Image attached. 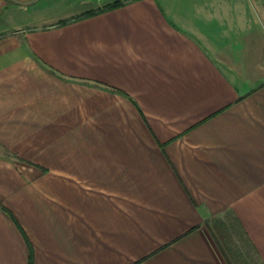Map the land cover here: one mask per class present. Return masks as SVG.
<instances>
[{
	"label": "crops",
	"instance_id": "0c3cea01",
	"mask_svg": "<svg viewBox=\"0 0 264 264\" xmlns=\"http://www.w3.org/2000/svg\"><path fill=\"white\" fill-rule=\"evenodd\" d=\"M79 4L0 24V264H264V0Z\"/></svg>",
	"mask_w": 264,
	"mask_h": 264
},
{
	"label": "rangeland",
	"instance_id": "374dc122",
	"mask_svg": "<svg viewBox=\"0 0 264 264\" xmlns=\"http://www.w3.org/2000/svg\"><path fill=\"white\" fill-rule=\"evenodd\" d=\"M0 1V24L12 25V22H18L17 19L26 20L27 17L41 15V17L54 18L63 16L71 12L79 10V0H36L34 3L28 5L27 13L11 14L12 9L17 8V5L4 4ZM11 6L9 9H5Z\"/></svg>",
	"mask_w": 264,
	"mask_h": 264
},
{
	"label": "water",
	"instance_id": "95a60500",
	"mask_svg": "<svg viewBox=\"0 0 264 264\" xmlns=\"http://www.w3.org/2000/svg\"><path fill=\"white\" fill-rule=\"evenodd\" d=\"M0 1L10 5L26 6L34 3L36 0H0Z\"/></svg>",
	"mask_w": 264,
	"mask_h": 264
}]
</instances>
